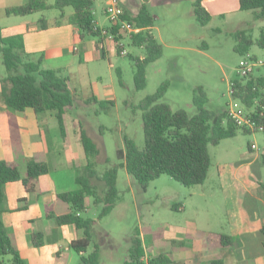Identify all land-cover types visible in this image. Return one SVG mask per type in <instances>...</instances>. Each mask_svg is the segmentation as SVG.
Returning <instances> with one entry per match:
<instances>
[{"label":"rangeland","instance_id":"374dc122","mask_svg":"<svg viewBox=\"0 0 264 264\" xmlns=\"http://www.w3.org/2000/svg\"><path fill=\"white\" fill-rule=\"evenodd\" d=\"M25 1L27 0H0V28L4 35L15 31L24 20L37 23L40 17H44L47 23H50L60 18V10L56 8L43 9L25 16L6 15V6L18 5ZM46 1L51 3L54 0ZM105 6L106 0H93L92 12L102 25H109L104 12ZM147 6L154 17L151 31L163 45V54L158 60L147 65L144 88H134V66L130 59V55L140 56L144 51L134 46L129 38L124 40V46L130 55H120L116 52L110 54V51L108 54L111 57H107L103 56L101 49L87 51V42L97 37L84 33L82 39L74 38V45L80 51L73 53L71 45L66 44L59 49V57L52 58V51L47 50L49 60L43 59L45 62L41 64L44 68L51 65L54 69H59L62 75L69 77L71 85L76 88L75 107L64 116L67 128L65 139L68 137V141H74L79 130L84 129L98 146L103 148L107 158L104 162L95 163L94 168L98 173L102 174L110 167L117 168L116 188L119 197L113 209L107 215L99 216L103 203H94V197L89 196L86 198L87 208L81 213L84 218L96 220L94 235L85 254L91 252L94 244L98 243L100 264H126V261H130L128 247L136 232L152 256L164 253L172 258L173 251L179 245V240H176L178 230L186 225L188 217H192L196 224V242L193 244L196 247L200 244L202 230L217 231L224 227L225 231H228L226 204L217 192L218 188H223L219 168L230 159H240L242 149L250 153L248 144L254 143L258 151H261L264 145V131L240 130L234 138L220 140L217 144L209 143L210 166L207 177L201 184L184 185L167 174H161L142 189L126 169L120 166L123 159L119 158L118 150L125 148V137L132 139L138 149L144 147L142 111L137 107V103L146 95L155 92L164 80L169 82V86L160 101L168 103L173 110L182 108L189 115H193L197 111L193 103L197 87H202L207 97L204 105L206 109L220 111L228 107L232 100L229 93L230 82L242 78L239 67L241 60L250 56L262 61V65L254 68L253 74L264 73V47L254 43L244 54L234 49L235 31L244 29L253 39L258 38L262 32L264 19H253L252 10H242L225 17L215 15L208 23L202 25L195 18L192 0H152ZM72 10L70 6L64 8L65 14L71 13ZM39 55L40 53H30L32 59ZM117 70H120L122 84L119 82ZM7 75L0 56V85ZM90 92L101 99H112L113 102L101 106L98 102L83 103L82 99L78 98ZM8 108L12 112L7 114L9 117H13L14 113L20 114L19 111ZM54 121L56 123L55 119ZM49 125L51 126L50 123L44 125L45 132L49 141L55 143L58 130L56 126ZM7 137L8 131H4L0 125V142H4ZM72 151L73 158L69 161L62 158L61 149L57 154L51 155V159L59 160L57 163L65 164L64 166L68 164L69 168H72L71 170L67 167L68 170L50 173L53 181L51 188H76L72 175L76 176L77 170H80L86 159L81 150L80 154H75L74 149ZM30 159L32 157L15 162L22 176ZM4 160L9 161L7 157ZM261 168L264 175V165L261 164ZM45 182L44 180L42 183ZM93 183L96 188L104 187L96 178ZM204 189L211 191V194L203 199L191 194ZM57 202L63 206L67 205L60 199ZM174 205H186V209L175 208ZM53 217L55 224L59 225L56 217ZM3 219L5 221L4 215ZM5 227L10 233L11 230L6 225ZM73 232L75 238L83 235L79 229H73ZM56 233H60L56 227L43 232L35 225L34 228H24L21 237L31 245L41 247L44 255V249L56 247V241L62 238ZM33 236L38 237V241L35 242ZM13 247L16 249L14 245ZM65 253L66 258L57 264H80L79 253L71 247H68ZM10 260V253L0 255L1 264H10ZM173 263L174 261L166 264Z\"/></svg>","mask_w":264,"mask_h":264},{"label":"trees","instance_id":"16d2710c","mask_svg":"<svg viewBox=\"0 0 264 264\" xmlns=\"http://www.w3.org/2000/svg\"><path fill=\"white\" fill-rule=\"evenodd\" d=\"M147 3L148 0H141L135 12L125 10L123 7V17L142 28L129 36L130 42L144 51L142 57L128 54L134 66L133 82L137 90L146 85L147 65L163 54V45L151 32L154 17L149 12ZM66 6L73 9L66 19L76 27L79 37L82 39L84 33L96 36V47L103 53L100 31L93 27V0H54L51 3L46 0H27L18 5L7 6L4 11L6 15L24 16L43 9L56 8L60 10V18H57L55 23L61 24L62 19L65 18ZM192 8L200 24L204 25L211 20L212 14L204 5V0H192ZM239 10H252L253 19H264V0H239ZM39 23V27L43 29L48 25L44 17L39 18ZM114 29L111 28L112 31ZM234 36L236 39L234 49L240 53H247L254 43L264 47V27L256 39L247 35L244 29L235 31ZM0 56L8 72L1 84L0 97L4 104L16 111L31 108L35 113L53 112L60 134L64 137V115L75 107L77 101L76 89L71 85L69 77L62 75L59 69L42 67V54L32 59L30 53L25 51L21 33L3 35L0 28ZM117 74L122 84L120 70H117ZM232 82L234 97L243 104L249 106L255 101L264 103V73L251 74L249 77L237 78ZM168 86L169 82L164 80L155 92L146 95L137 103V107L142 111L143 149H138L132 139L125 137V148L118 150L119 158L123 159L120 166L126 169L142 189L147 187L149 181L161 174H167L184 185L203 183L210 166L208 144H217L224 138L233 137L238 130L250 132L239 129L227 116L226 109L220 111L206 109L204 105L207 97L202 87H197L193 96L196 113L189 115L182 108L173 110L168 103L160 101ZM78 98L82 99L83 103L98 102L101 106L113 102V100H99L92 93ZM78 136L86 156V163L77 171L76 188L57 194L59 199L68 204L69 210L57 215L56 220L59 224H72L76 229L82 230V236L70 241V247L80 254V264H100L98 243L94 244L91 252L85 254L94 235L96 220L84 218L81 213L87 208L86 198L89 196L94 197V203H103L99 216H105L113 209L119 197L116 188L117 168L110 167L99 174L94 165L98 161L107 160L103 148H100L84 129L79 130ZM260 162L264 165V152L260 154ZM48 171L47 162L30 159L22 176L15 164L0 160V255L10 253V264H26V262L13 247L11 237L1 219L6 199L4 186L9 181H21L27 190H31L35 186V180ZM94 178L104 187L96 188L93 183ZM261 188L264 192V184H261ZM173 207L178 208L177 205ZM261 232L264 236V226ZM207 241L209 245L227 246L230 237L223 233L209 232ZM128 253L130 261H126V264L171 262L170 257L164 253L144 261V247L138 232L131 237Z\"/></svg>","mask_w":264,"mask_h":264},{"label":"crops","instance_id":"0c3cea01","mask_svg":"<svg viewBox=\"0 0 264 264\" xmlns=\"http://www.w3.org/2000/svg\"><path fill=\"white\" fill-rule=\"evenodd\" d=\"M151 1L148 0L149 3ZM140 3L141 0H121L124 9L130 12H135ZM204 5L212 16L225 17L228 14L242 11L239 10V0H204ZM69 14H65V18L62 19L61 24H56L55 19L48 23L44 29L39 27V19L37 23L24 20L10 34L21 33L23 35L25 51L28 53H40L46 61L47 59L49 60L46 53L47 50L52 51V58H57L60 55L59 49L65 47L66 44L68 46L71 45L73 53L78 52L80 51L79 48L74 50V47H76L74 45V38H81L78 35L79 32L76 27L67 21L66 18ZM94 21L99 27L108 28L110 26V24L102 25L95 17ZM101 46L103 56L111 57L110 54L115 52L113 43L106 38L102 37ZM93 49L99 50L96 47V39L87 42V51L92 52ZM110 51L111 53L108 54ZM140 56L142 57L143 55ZM44 60L42 62H45ZM49 68L54 67L49 65ZM91 93L94 94L90 92L86 95ZM96 97L99 100H112L101 99L98 95ZM8 109V106L4 104L3 99L0 97V125L4 131H8V137L4 140L5 143L0 142V160H4L7 157L9 161H4L16 165L15 162L32 157V159L37 161L47 162L49 164V171L40 175L37 181L35 180V186L31 190H27L21 181L7 182L5 184L6 199L1 219L4 226L6 225L11 230L8 234L26 264H57L61 259L66 258L67 254L65 250L70 247V241L75 238L73 229L76 228L72 224H55L53 216L56 217V215L63 214L69 210L68 204L63 206L57 202L59 200L57 194L69 189L51 188L50 184L53 181L50 173L68 170L70 166L68 164L64 166L65 164L57 163L59 160L51 159V155L53 153L57 154V151L61 149L63 152L62 158L69 161L73 158L71 155L74 149L76 151H74L75 154H80L81 150L84 159H86V156L79 136L74 141H68V137L65 139L67 133L65 121V135L64 137L61 136L53 112L44 111L46 113H35L31 108H26L23 111H19L20 114L14 113L13 117H9L7 114H12V112ZM53 118L56 120V123ZM49 123L51 126H56L58 130L55 143H52L51 140L49 141L48 134L45 132L44 125ZM236 135L237 133L233 137L228 138H234ZM261 148V151H258V149H255L254 143L248 144L250 153L242 149L240 159H230V161L223 163V167L219 168V175L223 179V188H218L217 192L218 195L223 197L226 204L225 214L227 223L229 224L228 231H225L224 227H221L217 231H211V229L202 230L199 239L200 244L196 247L193 245L196 242L194 234L196 224L192 217H188L186 225L178 230L179 234L176 240H179V245L173 251L172 258H170L171 262L174 261L173 264H264V236L261 232V228L264 226V192L261 188V184H264V175L261 168L262 163L260 162V154L264 152V145ZM68 151L71 152L68 153ZM85 163H82V167ZM69 169L72 170V168ZM72 176L75 182V176ZM44 180L46 182L42 183ZM191 194H196L203 199L206 195L211 194V191L208 192L204 189L198 193L192 192ZM177 206L179 209H186V205L183 207ZM205 207L207 209V206ZM35 225L40 227L43 232L47 229L50 231L56 227V230L60 231L59 234H57L58 231L56 234L62 237L56 241V247L50 246L49 249H44L46 252L44 255L42 254L41 247L38 245L33 246L21 237L24 228H29V226L34 228ZM209 232L228 235L230 243L227 246L221 244L209 245L207 241V233ZM37 238L33 236L35 242L38 241L39 238ZM143 247L145 254L143 260L146 261L152 255L144 244Z\"/></svg>","mask_w":264,"mask_h":264},{"label":"built area","instance_id":"2783aa9c","mask_svg":"<svg viewBox=\"0 0 264 264\" xmlns=\"http://www.w3.org/2000/svg\"><path fill=\"white\" fill-rule=\"evenodd\" d=\"M106 17L110 23L107 28L97 26L93 21V27L100 31L103 38L110 40L113 43L114 51L120 55L128 54L124 46L125 38H129L130 34L139 32L142 28L135 25L133 22L125 19L124 9L121 5V0H106L104 10ZM115 28L114 31L111 28ZM130 40V39H129ZM77 47H74L76 50ZM263 62L256 58L248 57L239 63L242 77H249L253 74L254 68L262 65ZM231 102L226 108L227 116L234 122L239 129L248 131H264V103L254 102L247 106L239 99L234 97V85L230 82Z\"/></svg>","mask_w":264,"mask_h":264}]
</instances>
